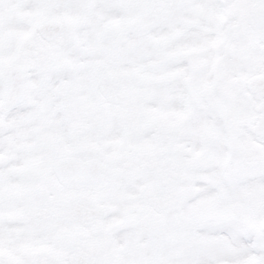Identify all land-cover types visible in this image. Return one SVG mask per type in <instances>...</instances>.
<instances>
[{
	"label": "snow or ice",
	"instance_id": "obj_1",
	"mask_svg": "<svg viewBox=\"0 0 264 264\" xmlns=\"http://www.w3.org/2000/svg\"><path fill=\"white\" fill-rule=\"evenodd\" d=\"M0 264H264V0H0Z\"/></svg>",
	"mask_w": 264,
	"mask_h": 264
}]
</instances>
